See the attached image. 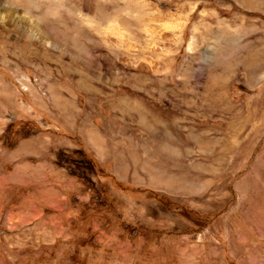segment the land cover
<instances>
[{"label":"rangeland","instance_id":"rangeland-1","mask_svg":"<svg viewBox=\"0 0 264 264\" xmlns=\"http://www.w3.org/2000/svg\"><path fill=\"white\" fill-rule=\"evenodd\" d=\"M0 264H264V0H0Z\"/></svg>","mask_w":264,"mask_h":264}]
</instances>
